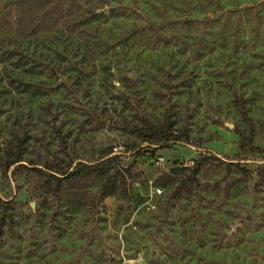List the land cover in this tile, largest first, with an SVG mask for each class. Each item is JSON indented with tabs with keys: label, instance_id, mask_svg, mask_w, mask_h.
<instances>
[{
	"label": "trees",
	"instance_id": "trees-1",
	"mask_svg": "<svg viewBox=\"0 0 264 264\" xmlns=\"http://www.w3.org/2000/svg\"><path fill=\"white\" fill-rule=\"evenodd\" d=\"M221 1L0 0V9L8 13H0V118L7 115L5 121L10 122L9 136L0 142V168L8 171L16 166L15 172L36 180V189L61 195L75 212L94 210L109 198L125 200V211L136 210L148 199L149 180L132 164L124 166L122 157L136 150L135 155H140V145L161 149L192 143L185 121L191 117L178 101L181 97L195 101L205 84L211 90L214 84L199 80V61L209 60L215 47L228 45L225 34L235 29L233 17L240 22L254 10H225ZM216 27L223 44L206 39ZM130 62L133 69L141 64L143 71L128 76L125 68ZM190 64L197 66L188 70ZM218 83L232 92L237 114L245 117L243 99L230 80ZM36 103L41 115L32 109ZM83 116L88 118L86 124L97 125L92 131L106 128L119 141L97 149L69 143L64 127ZM33 121L52 130L61 148L58 152L49 154L42 147L44 156L40 147L32 145ZM237 135L239 154L257 150L244 131ZM222 168L235 177V183L252 175L240 163L225 164L200 155L192 166L175 163L153 184L160 191L171 188L181 199L201 186L205 173ZM9 209L0 201V241L6 227L11 235L18 225L13 214H7ZM128 220L125 216V223Z\"/></svg>",
	"mask_w": 264,
	"mask_h": 264
},
{
	"label": "rangeland",
	"instance_id": "rangeland-1",
	"mask_svg": "<svg viewBox=\"0 0 264 264\" xmlns=\"http://www.w3.org/2000/svg\"><path fill=\"white\" fill-rule=\"evenodd\" d=\"M221 2L225 10H254L240 22L233 17L235 29L225 34L228 45L215 47L209 60L199 61V80L214 84L211 90L208 92L209 84H205L195 101L189 103L185 97L178 101L180 107L188 108L186 114L191 118L185 121L192 143L161 149L140 145V155H135L136 150L122 157L124 166L132 164L133 170L149 180L148 199L132 212L125 211V200L115 198L103 200L94 210L75 212L61 195L36 189V180L15 172L16 166L8 171L0 168V201L11 209L7 214L12 213L18 224L11 235L7 227L4 229L0 264H264V0ZM0 13L8 15L7 10L0 9ZM217 30L206 39L223 44L215 34ZM138 65L141 67L133 69V63L127 64V75L142 72L143 66ZM194 66L190 64L187 69ZM225 78L243 99L245 117L237 114L232 92L219 88L218 82H225ZM113 83L120 89L118 82ZM153 105L157 106L156 101ZM39 107L38 103L32 104L35 115H41ZM6 117L0 118L3 143L10 132ZM75 118V124L63 129L70 135L69 143L97 149L112 140L119 141L106 128L92 131L97 125L86 124V116ZM33 124L29 132L35 138L32 145L40 147L38 151L44 156L42 147L49 154L58 152L61 148L52 130L37 121ZM238 130L244 131L256 151L239 154ZM200 155L225 164L240 163L252 175L245 182L235 183V177L227 175L224 168L209 170L191 195L179 199L171 188H166L154 196L155 178L175 163L192 166ZM91 194L96 196L94 189ZM95 200L98 203V197ZM125 216L129 217L127 223Z\"/></svg>",
	"mask_w": 264,
	"mask_h": 264
},
{
	"label": "built area",
	"instance_id": "built-area-1",
	"mask_svg": "<svg viewBox=\"0 0 264 264\" xmlns=\"http://www.w3.org/2000/svg\"><path fill=\"white\" fill-rule=\"evenodd\" d=\"M161 191L160 190H155L154 196L160 195Z\"/></svg>",
	"mask_w": 264,
	"mask_h": 264
}]
</instances>
